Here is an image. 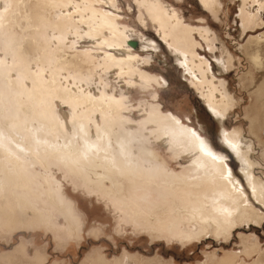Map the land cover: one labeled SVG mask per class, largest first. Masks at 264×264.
<instances>
[{"label": "bare ground", "instance_id": "1", "mask_svg": "<svg viewBox=\"0 0 264 264\" xmlns=\"http://www.w3.org/2000/svg\"><path fill=\"white\" fill-rule=\"evenodd\" d=\"M3 1L0 225L5 231L43 229L52 232L65 247L71 241L82 240V220L48 175L53 167L112 199L137 227L160 234L175 236L193 231L192 238L201 239L208 234L228 238L236 226L264 224V181L255 176L250 149H244L246 144L239 131H225L224 139L228 148L245 161L240 175L251 197L233 176L224 157L180 118L164 114L159 105H149V109L141 110L142 119L135 121L129 116L124 98L105 89L96 93L88 88L87 81L95 75V67L116 70L120 78L129 77L131 83L144 88L159 84L157 77L136 69L138 56L126 49L128 35L118 26L116 16L95 7L108 0ZM136 1L157 25L180 65L191 75L198 95L225 130L223 123L236 100L226 83L214 77L207 60L199 58L200 44L194 36L198 33L211 44L210 32L185 25L161 0ZM202 2L218 13L219 0ZM241 4L240 17L246 32L259 26V18L251 14L249 5L258 4L263 10L264 0H242ZM70 6H75L73 13H69ZM57 10L62 14L54 18ZM141 17L145 21L143 14ZM81 25L86 27L84 31ZM70 34L75 39L87 35L111 52L100 66L95 59H81L71 49L74 38ZM79 59L88 68L82 67ZM15 71L20 77L15 76ZM57 102L70 107L68 124L63 125L56 116ZM163 150L182 163L180 172L159 166L165 162L161 157ZM60 218L65 222L64 234ZM183 225L187 230L181 232ZM242 241L246 254L259 249L257 240L254 247L246 238ZM21 253L27 258L24 247ZM38 253L34 257L36 263L44 264L45 258ZM238 259L239 256L229 257L219 264H236ZM91 264L111 263L98 257ZM117 264L125 263L121 260ZM131 264L142 263L138 260Z\"/></svg>", "mask_w": 264, "mask_h": 264}, {"label": "rangeland", "instance_id": "2", "mask_svg": "<svg viewBox=\"0 0 264 264\" xmlns=\"http://www.w3.org/2000/svg\"><path fill=\"white\" fill-rule=\"evenodd\" d=\"M161 1L180 16L185 25L207 30L211 34V44L204 41L198 33L194 36L200 44L197 47L199 58L207 60L214 77L226 83L236 100V105L227 113L223 123L225 130L216 122L198 95L191 83V75L180 65L176 53L162 38L157 25L153 24L136 0H108V3H96L95 7L116 16L118 26L128 35L126 49L138 56L136 69L157 77L159 84L153 83V87L144 88L140 84L131 83L132 79L129 77L120 78L116 70L95 67V75L87 81L88 88L96 93L105 89L107 93L124 98L130 110L129 116L135 121L142 119L144 114L141 110L149 109V105H159L164 114L180 118L224 157L233 176L242 182L251 197L250 190L240 175L245 161L228 148L224 133L226 131L230 134L236 130L240 132L241 140L246 144L244 149H250L252 170L260 181H264V7L262 10L258 4L249 5L251 14L259 18V26L244 32L240 17L242 0H219L217 14L204 7L202 0ZM0 7L4 10L6 8L3 0H0ZM68 10L73 13L75 6H70ZM61 14L57 10L53 16L57 18ZM142 14L145 21H142ZM81 27L83 31L86 28ZM70 35L74 38L73 34ZM3 43L4 41L0 45ZM72 45L71 49L79 53L81 59H95L98 66L104 62L106 54L111 52L108 47L99 46L87 35L74 38ZM1 55L2 52L0 57ZM79 61L82 67L88 68V64L82 63L80 59ZM15 73L16 77H20L17 71ZM56 106L55 113L60 123L68 124L72 115L70 107L59 102ZM91 126L94 129L95 126ZM79 142L81 143L80 139ZM161 157L165 162H161L159 166L167 171L180 172L183 169L182 163L164 150L161 151ZM48 175L57 192L72 202L82 220V240L71 241L65 247L52 232L27 228L11 232L5 231L0 225V264H37L34 257L38 252L45 258L44 264H91L98 257L106 258L111 264H117L121 260L125 264L138 260L142 264H219L234 256H239L236 264H264V224L261 227L254 223L236 226L238 228L228 238L213 234L201 239L192 238L190 235L193 231L190 234L164 235L159 231L137 227L127 220L112 199L91 190L59 167H53ZM255 207L263 212V208L257 204ZM60 220L61 234H64L65 222L63 218ZM186 230L185 225L181 226V232ZM242 236L251 247H254L255 240L259 242L257 252H243ZM23 247L28 253L25 259L21 253Z\"/></svg>", "mask_w": 264, "mask_h": 264}]
</instances>
